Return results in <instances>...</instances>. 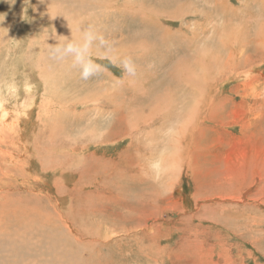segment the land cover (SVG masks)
I'll list each match as a JSON object with an SVG mask.
<instances>
[{
    "label": "rangeland",
    "instance_id": "374dc122",
    "mask_svg": "<svg viewBox=\"0 0 264 264\" xmlns=\"http://www.w3.org/2000/svg\"><path fill=\"white\" fill-rule=\"evenodd\" d=\"M91 25L110 51L93 45L100 68L84 80L70 59L48 56L57 41L46 37H79ZM202 55L209 79L196 62ZM37 61L51 94L15 103L10 87ZM0 81L9 117L32 109L23 124L0 112V140L17 144L20 157L30 143L34 154L21 166L0 152V241L14 232L19 253L30 251L20 263L264 264V0H0ZM46 100L51 114L38 108ZM108 124L161 126L136 133L130 146L127 135L103 141ZM81 143L97 145L81 152ZM100 158L122 161L117 177L126 183L114 184L109 163L96 167ZM120 187L126 199L113 198ZM21 203L41 207L50 225H15ZM86 236L100 244L83 246ZM2 249L0 263L11 264Z\"/></svg>",
    "mask_w": 264,
    "mask_h": 264
},
{
    "label": "bare ground",
    "instance_id": "6f19581e",
    "mask_svg": "<svg viewBox=\"0 0 264 264\" xmlns=\"http://www.w3.org/2000/svg\"><path fill=\"white\" fill-rule=\"evenodd\" d=\"M44 7H45V4H44ZM47 7V6H46ZM149 12H151L152 10L151 9H149L148 10ZM49 13V12H48ZM146 16V14H141L140 15V17L139 18H143V17H145ZM157 16V15H156ZM48 17H50V16H48ZM168 17V16H167ZM54 26V25H53ZM14 27V26H13ZM18 27V26H17ZM91 27L93 28L94 27V25H91ZM72 29V28H71ZM71 29H69V30H71ZM97 29V28H96ZM161 29H163V28H161ZM9 31V30H8ZM19 31V30H18ZM17 31V32H18ZM75 31V30H74ZM162 31V30H161ZM169 31V30H168ZM102 30H100L98 33L99 34H102ZM10 33V32H9ZM77 33V32H76ZM18 36V33H14L13 34V36ZM12 36V37H13ZM70 37V36H69ZM20 38V37H19ZM108 38H111L110 36L108 37ZM13 39V38H12ZM29 39V38H28ZM18 43H20L19 41H18ZM13 45V44H12ZM42 46V45H41ZM45 46V45H44ZM161 47H160V49H162V48H165V45L164 44H161L160 45ZM43 47V46H42ZM125 47V46H124ZM158 48V47H157ZM36 50V52L39 54V55H42L43 54V50L44 49H41V47H39V48H37V49H35ZM34 50V51H35ZM234 57V56H233ZM249 58V57H248ZM248 58H243L244 60H243V64H246V62H247V59ZM251 58V57H250ZM165 59V58H164ZM234 59V58H233ZM249 60V59H248ZM251 60V59H250ZM40 61V60H39ZM39 61H37L36 62V65H34V67H33V70L35 71V73H26V71H23L22 73H21V75H20V77H19V79L17 80V81H15V85H13V86H11L10 88H11V90L9 91L10 93H11V95H14V97L12 98L14 101H15V103L18 101V100H22V101H24L25 99H27V98H35V97H37L39 94L41 95V93H44V94H51V90H50V88H45V87H43V84H44V80H45V78H46V80L49 82V80H48V78H49V76L47 75V74H43V72L39 69V67H38V65L37 64H39ZM167 61V60H166ZM230 61H232L230 58H227V62H230ZM71 62V61H70ZM199 65H203V64H205V66H200L201 68H204V70H205V73L203 72V73H201L200 75L202 76V77H204L205 75V78H207V79H209V77H208V73H209V71H207V66H208V64H207V62H208V58H207V56H204V55H202V56H199V59L196 61ZM215 62V61H214ZM67 63V62H66ZM235 63V62H234ZM237 63V62H236ZM41 64V63H40ZM232 64V63H231ZM225 64H223V63H220V64H218L217 66H220V69H222L223 68V66H224ZM234 65V64H233ZM233 65H230V67H228V64H226V67L227 68H237V67H235V66H233ZM240 66V65H239ZM238 66V67H239ZM42 67V66H41ZM245 68V67H244ZM65 69H66V67H65ZM181 69H182V67H179L178 68V70H179V72L181 71ZM183 70V69H182ZM27 71H29L28 69H27ZM186 71H188V70H186ZM206 72H207V74H206ZM233 72V70L231 71V73ZM14 73V75L15 74H17V73H19V72H13ZM190 73H191V71H190ZM192 74V73H191ZM244 74V73H243ZM3 75V74H2ZM182 75V74H181ZM18 76V75H17ZM17 76H15V77H17ZM190 74H188L187 75V77H186V74H185V77L184 78H181L180 79V81H184L185 83H186V81H187V79H190ZM242 76V75H241ZM4 77V76H3ZM14 77V78H15ZM227 77V76H226ZM225 78V77H224ZM52 80V79H51ZM11 81H13V80H11ZM0 82H2V81H0ZM39 82V83H38ZM197 82H199V80L197 81ZM184 83V84H185ZM10 84H12V83H10ZM180 84V83H179ZM183 84V85H184ZM9 85V84H8ZM185 86V85H184ZM208 86V85H207ZM1 87V86H0ZM43 87V88H42ZM107 87V86H106ZM204 87H205V85H204ZM2 89V88H1ZM1 89H0V94H2L3 93V91H1ZM9 89V88H8ZM5 91V90H4ZM7 91V90H6ZM9 93V94H10ZM8 94V95H9ZM102 95H104V94H102ZM165 95H167L168 96V92H165ZM38 97H40V96H38ZM8 98V97H7ZM41 98V97H40ZM3 98H0V112L1 113H3L4 115L3 116H5V117H8V118H11L12 120H14L17 124H23V123H25V122H27V121H30V119L28 118L29 116H30V113H31V110L32 109H27L26 107H24V109L20 112V116H17V115H12L11 117H9V112L7 111V110H5L4 109V106H3V104L1 103V100H2ZM42 100V99H41ZM49 100V99H48ZM48 100H46L45 102H43V103H40V105L38 106V108L39 107H41V106H44V108H45V112H48L49 114H51L50 113V111H51V109H50V107H51V101H48ZM5 101V100H4ZM3 101V102H4ZM6 102V101H5ZM34 106V105H33ZM11 111V110H10ZM14 113V112H13ZM183 116V115H182ZM18 117H19V121H18ZM22 118V119H21ZM38 118V116H36V119ZM122 118V116L120 117V119ZM3 119H4V117H3ZM67 119H69L68 118V116L66 117V124H68V122H67ZM119 119V118H118ZM6 120V118L4 119V121ZM18 121V122H17ZM6 122V121H5ZM2 123V122H1ZM33 123V122H32ZM3 124V123H2ZM39 124H46L45 122H40ZM130 125V124H129ZM145 125H147L146 127H144V128H138L136 125V127L135 128H128V127H126L125 125H123V124H108V126H107V130H106V133H105V137H104V139H103V141H108L110 138H113V137H115V135H127V136H131L132 137V141H131V143H130V146H132L133 144L134 145H138V137L135 135L136 133H138V132H140V131H145V129H148V131L149 132H152V126L153 125H158L159 126V128H160V126H161V124H145ZM3 126H4V128L5 129H8V124H3ZM14 126L16 127L17 125H15V123L14 124H11L10 125V130L12 131L13 129H14ZM104 126V125H103ZM131 126V125H130ZM2 127V126H1ZM92 128L94 129V126H92ZM115 129H118L119 130V133H116L114 130ZM147 131V130H146ZM91 132H93V130L91 131ZM152 135H150L149 134V136H154L155 137V135H154V133H151ZM5 135V134H4ZM90 135V134H89ZM95 135H96V133H95ZM98 135L99 136H103V133L102 132H100V133H98ZM150 138H153V137H150ZM98 139H100V138H98ZM4 140V139H3ZM157 140V139H156ZM96 140H94V141H92V142H95ZM6 142V141H5ZM5 142H3L2 140H0V152H3L5 155H4V157H2V159H4V161H10L11 163L12 162H18V159L19 158H22V160H21V166H24V164H26V162L27 161H29L30 159H32V157H33V153H29V148L30 147H28V145L30 146V143L25 147V146H23V148L21 149L20 148V151H19V153H21V157L19 156V155H17V148H18V145L17 144H15L14 142H12V141H9V145H7ZM22 143V142H21ZM6 145V146H5ZM97 144H94V143H91V145L89 144V143H81V145H80V147H79V151H81V152H85V151H88L89 149H86V147L87 146H93V147H95ZM20 147V146H19ZM49 147H50V145H49ZM63 147V146H62ZM54 149H56V150H52L54 153H56L59 149H57V148H55V147H53ZM31 149V148H30ZM40 151H43L44 153H45V149H41ZM61 151V150H60ZM189 152V151H188ZM84 154H86V153H84ZM88 155V154H87ZM57 156V155H56ZM91 156V155H90ZM96 156H97V154H96ZM104 156V155H103ZM66 157V156H65ZM39 158H41V162L42 163H44L45 164V160H44V158L43 157H41V155H39ZM57 158V157H56ZM87 156L85 157V161H87ZM65 159V158H64ZM67 159V158H66ZM90 159H92V158H90ZM94 160V159H93ZM99 161V162H95V161ZM59 162V161H58ZM62 162V161H61ZM122 162V161H121ZM120 160L118 161V163H115V162H113V160H107V161H105L104 159H95L94 160V164L96 163V167H100V168H102V166L103 165H105V164H107V163H109L110 164V167L111 168H113V169H115V172H114V176H116V177H114L113 178V180H114V184L116 185V182L115 181H118L119 183H121V185H122V182H125L126 183V181H123L124 180V177H121V176H119V177H117V175H119V173L121 172V166H120ZM63 163V162H62ZM23 164V165H22ZM19 165V166H20ZM60 165V164H59ZM7 165H5L4 164V162H2L1 160H0V171H3V169L6 167ZM19 166H13V167H19ZM65 167V166H64ZM85 167V166H84ZM83 167V168H84ZM109 167V166H108ZM155 167V166H154ZM156 167H157V165H156ZM218 167V166H217ZM65 168H68L67 166L65 167ZM83 168H82V171H83ZM106 169V168H105ZM169 169V168H168ZM170 169H172V168H170ZM81 171V174L83 173V175H85L86 174V172H88V171H90L89 170V168H87L85 171H83L82 172ZM99 171H101L102 173H103V169H100ZM99 171H97V172H99ZM156 171H158V174H159V170H156ZM84 172H85V174H84ZM105 172V171H104ZM123 172V171H122ZM122 172H121V174H122ZM80 173V172H79ZM96 174H98V173H96ZM95 174V175H96ZM81 176V175H80ZM98 176H100L101 177V175H100V173L98 174ZM122 176H126V175H122ZM96 177H97V175H96ZM81 178V177H80ZM116 178H118L117 180H116ZM161 178V176H157V180L159 181V179ZM100 179H102V178H99V180ZM119 179H123V180H119ZM125 180H128V178L127 179H125ZM130 180V179H129ZM128 180V181H129ZM97 181V180H96ZM128 181H127V183H128ZM107 182H108V180H107ZM106 182V183H107ZM103 184H105L104 183V181L102 182ZM111 183V185H112V182H110ZM151 183V182H150ZM164 183H167V182H164ZM164 185V184H163ZM119 186H120V184H119ZM124 186H125V184H124ZM165 186H166V184H165ZM173 186V184L171 183V185L169 186V187H172ZM112 187H113V185H112ZM115 187V186H114ZM147 187V186H146ZM167 187H168V185H167ZM124 188V187H123ZM148 188V187H147ZM6 189V188H5ZM119 191H117V193L115 194V196L113 197V198H118V199H126V194H125V191L120 187L119 189H118ZM124 191V192H122V191ZM143 191V190H142ZM145 193V192H144ZM144 193H142V194H144ZM149 193V192H148ZM139 194V193H138ZM141 194V193H140ZM136 195V194H135ZM18 197V196H17ZM137 197V196H136ZM161 197V196H160ZM4 198V197H3ZM109 199H111V197H109ZM141 199H142V197H141ZM147 199V198H146ZM157 199V198H156ZM141 201H143V200H141ZM141 201H138V200H135V202L136 203H138V204H143ZM156 201V200H155ZM145 202V201H144ZM154 203V202H153ZM153 205V204H152ZM16 207L17 208H20V211H21V213H14L13 214V216H14V224L15 225H20V227H24V224H27V223H30V222H35V223H38V224H42V225H44V226H49L50 225V221H49V219H50V217L48 216V215H46L44 212H43V209L40 207L39 208V212H37V210L35 209L34 211H31V209H30V206L28 205V203H21V205H16ZM142 207V206H141ZM158 213V212H157ZM39 215V220L37 221V220H35V217L36 216H38ZM141 215V214H140ZM143 216V218H144V215H142ZM141 219V218H140ZM138 220V219H137ZM138 222V221H137ZM136 229H140V230H142V228L139 226V228L137 227ZM1 233V232H0ZM19 233H20V230H19ZM82 236H85L84 234H79V238L81 239V237ZM87 237V239L84 241V239H83V241L81 242V244L83 245V246H86V247H90V248H94V247H96V245L97 244H100V243H97L94 239H92V238H90V237H88V236H86ZM21 239L22 240H24V238H22L21 237ZM19 242L20 241H17V238L15 237V234H14V232L10 229V236H5V237H3L2 239H1V241H0V257L5 253V254H8L9 252L8 251H6V250H4V249H2V248H5V249H7V250H9L11 253H12V256H11V259H12V263L11 264H17L16 263V261H15V258L16 257H18V262L20 263V261H19V258L21 257V256H25V255H27V254H29L30 253V251H26V252H23L22 251V253L20 254L19 253V251H18V244H19ZM28 243V242H27ZM123 243V242H122ZM79 244V243H78ZM104 244H106V243H104ZM95 249V248H94ZM88 253V252H87ZM31 255V254H30ZM29 256V255H28ZM27 256V257H28ZM26 258V257H25ZM25 258H24V260H25ZM30 258H31V256H30ZM22 259V258H21ZM29 259V258H28ZM73 259V258H72ZM88 260V259H87ZM110 260V259H109ZM111 260H112V258H111ZM31 261H32V258H31ZM101 261H102V259H101ZM127 263V262H126ZM1 264V263H0ZM20 264H25V262L23 261V259H22V263H20ZM106 264H108V263H106ZM113 264H115V263H113Z\"/></svg>",
    "mask_w": 264,
    "mask_h": 264
},
{
    "label": "clouds",
    "instance_id": "9594fccd",
    "mask_svg": "<svg viewBox=\"0 0 264 264\" xmlns=\"http://www.w3.org/2000/svg\"><path fill=\"white\" fill-rule=\"evenodd\" d=\"M14 2L15 0H12V3ZM24 2L27 5L29 0H24ZM50 36L57 42L54 45L48 43V56L58 62H64L70 59L72 65L79 68L80 76L84 80L95 75L100 68V65L93 59V45L96 44L98 47L103 48L105 53L110 51L109 42L91 26L82 29L79 37L71 34V38H69L67 36L57 35L56 32H51L46 37L47 41ZM99 58L111 60V57L108 55ZM112 62L114 63V61ZM121 65L124 72L129 75H135L136 68L130 58H124L121 61Z\"/></svg>",
    "mask_w": 264,
    "mask_h": 264
}]
</instances>
